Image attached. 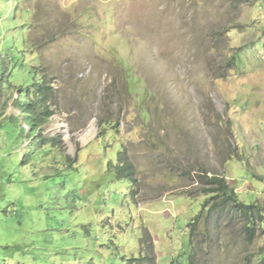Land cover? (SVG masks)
I'll use <instances>...</instances> for the list:
<instances>
[{
    "label": "rangeland",
    "instance_id": "374dc122",
    "mask_svg": "<svg viewBox=\"0 0 264 264\" xmlns=\"http://www.w3.org/2000/svg\"><path fill=\"white\" fill-rule=\"evenodd\" d=\"M15 48L52 115L31 131L22 67L0 99V264H260L264 227L210 215L201 177L264 203V0H0L8 66Z\"/></svg>",
    "mask_w": 264,
    "mask_h": 264
},
{
    "label": "trees",
    "instance_id": "16d2710c",
    "mask_svg": "<svg viewBox=\"0 0 264 264\" xmlns=\"http://www.w3.org/2000/svg\"><path fill=\"white\" fill-rule=\"evenodd\" d=\"M10 52H12V54L9 55V66L5 60L0 58V99L7 91L11 90V79L15 77L16 72L21 71V68L25 67L24 73L27 77V81L25 84L19 85L16 88L18 97L15 99V103L17 107L20 108V111L22 112L21 114L25 117V121L28 122L27 124L31 131L37 130V132H41V126L45 124L52 115V111L46 107L44 102L46 97H48L49 90H47L46 87L41 89L38 88L39 82H35V77L39 76V74L36 73L37 67L32 68L27 65V61L23 55L24 52H19V49L17 48L11 50ZM33 55L34 61L40 64V56L38 53L34 51ZM39 80L42 82L44 81L43 78H39ZM31 95L34 96L33 99H31ZM2 126L4 130L17 128V125L13 121L2 123ZM21 129L23 132L25 131L23 128ZM123 169L125 171V177L127 178L130 174L129 164L123 166ZM129 178L131 179L130 176ZM201 178L203 179V182L210 185V188H208L205 193L206 195L211 196L204 204V208L208 211V213L211 215L212 212H215L226 205H234V207L243 215L247 237L250 241H252L257 232V224L259 223L261 227H264V203H246L245 201H241L224 177H220L218 175H203ZM131 182H133L132 179ZM199 221L200 217H197L191 224V232L193 234H195L198 230ZM195 263L196 259H194V256L190 255L188 264ZM260 264H264V254L261 256Z\"/></svg>",
    "mask_w": 264,
    "mask_h": 264
},
{
    "label": "bare ground",
    "instance_id": "6f19581e",
    "mask_svg": "<svg viewBox=\"0 0 264 264\" xmlns=\"http://www.w3.org/2000/svg\"><path fill=\"white\" fill-rule=\"evenodd\" d=\"M93 127L88 128V130L81 136V140L87 142L93 136Z\"/></svg>",
    "mask_w": 264,
    "mask_h": 264
}]
</instances>
